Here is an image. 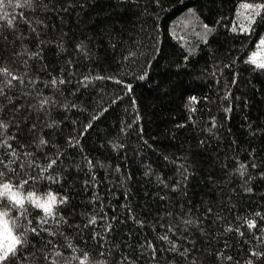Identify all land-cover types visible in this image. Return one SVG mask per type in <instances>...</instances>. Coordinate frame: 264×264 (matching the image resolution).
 I'll use <instances>...</instances> for the list:
<instances>
[{"label": "trees", "instance_id": "1", "mask_svg": "<svg viewBox=\"0 0 264 264\" xmlns=\"http://www.w3.org/2000/svg\"><path fill=\"white\" fill-rule=\"evenodd\" d=\"M261 39L264 0H4V264H264Z\"/></svg>", "mask_w": 264, "mask_h": 264}, {"label": "snow or ice", "instance_id": "2", "mask_svg": "<svg viewBox=\"0 0 264 264\" xmlns=\"http://www.w3.org/2000/svg\"><path fill=\"white\" fill-rule=\"evenodd\" d=\"M28 2L30 3V0H28ZM9 3H11V0H9ZM3 4L4 0H0V8L3 7ZM9 24L11 25V21H9ZM251 62L255 64V60H252ZM256 66L260 69H264V63L257 64ZM0 74H3L7 77H11V80L19 79L17 76L9 72L6 68H0ZM11 80L8 81L9 84L11 83ZM2 91L3 90L0 89V93H2ZM6 128L7 125L3 121H0V130H6ZM0 135H3V131H0ZM40 143L44 144L45 141L41 140ZM7 146L11 148V145ZM52 163H55V161H53ZM50 166L51 165H49V167ZM4 175L5 174L3 172H0V197H8L15 206L23 208L24 199L21 198L20 194L17 191H13V185L10 180L8 182H4ZM23 183H27V181L25 180ZM20 187H23V184H21ZM27 199L31 201L32 204H34L37 208L42 209L44 214L40 221V223L42 224H46L48 218L54 216L53 208L58 202L61 204L66 202L65 198L63 197H61L58 201L57 196L51 193H48L46 198L42 201L40 197L35 196V193L29 192ZM257 215H259V213ZM7 216V211L0 210V229H2V231H0V264H4L5 261L9 260L10 256L15 257L17 255V247L27 243L28 229L26 228L23 232L19 233L18 235H14L12 229L9 227L8 220L5 219ZM92 222L94 223L95 221L93 220ZM29 224H31V221H29ZM248 226L250 228L254 227V222L249 221ZM31 231L33 233H36L37 228L32 227ZM162 239H166V237H162ZM55 255L59 256L60 253L57 252ZM45 259H48L47 255L45 256ZM78 259L79 264H86L88 256L87 254H85L83 257H80ZM52 264H56L55 260L52 261Z\"/></svg>", "mask_w": 264, "mask_h": 264}, {"label": "rangeland", "instance_id": "3", "mask_svg": "<svg viewBox=\"0 0 264 264\" xmlns=\"http://www.w3.org/2000/svg\"><path fill=\"white\" fill-rule=\"evenodd\" d=\"M250 59L255 60L256 64L264 63V39L258 42L255 49L250 54ZM0 231H2V229H0Z\"/></svg>", "mask_w": 264, "mask_h": 264}]
</instances>
